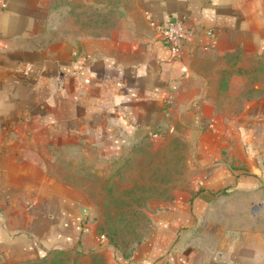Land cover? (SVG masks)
<instances>
[{
    "label": "crops",
    "instance_id": "crops-1",
    "mask_svg": "<svg viewBox=\"0 0 264 264\" xmlns=\"http://www.w3.org/2000/svg\"><path fill=\"white\" fill-rule=\"evenodd\" d=\"M87 1L131 2L137 22L75 36L53 0L0 9V241L33 257L84 241L65 164L180 135L187 185L108 262L264 264V0ZM176 18L180 57L160 32Z\"/></svg>",
    "mask_w": 264,
    "mask_h": 264
},
{
    "label": "rangeland",
    "instance_id": "rangeland-1",
    "mask_svg": "<svg viewBox=\"0 0 264 264\" xmlns=\"http://www.w3.org/2000/svg\"><path fill=\"white\" fill-rule=\"evenodd\" d=\"M53 1L60 12V23L75 36L109 35L110 30L125 25V20L131 27L138 19L131 2L124 3L126 13L117 1ZM188 153L184 139L171 135L144 138L112 160L92 162L83 157L84 161L76 162L72 158L65 164L64 180L81 190L84 241L36 257L26 256L21 244L17 243V250L16 243L0 241V264H118L108 262V248L119 259L131 261L151 236L157 213L187 185Z\"/></svg>",
    "mask_w": 264,
    "mask_h": 264
},
{
    "label": "built area",
    "instance_id": "built-area-1",
    "mask_svg": "<svg viewBox=\"0 0 264 264\" xmlns=\"http://www.w3.org/2000/svg\"><path fill=\"white\" fill-rule=\"evenodd\" d=\"M7 0H0V9L6 6ZM160 32L165 43L169 46L171 52L180 57L182 55V50L184 42L189 35V32L184 29L182 23L179 19H173L167 22L161 27ZM152 138L156 137V134L151 135ZM104 240V237H101Z\"/></svg>",
    "mask_w": 264,
    "mask_h": 264
},
{
    "label": "trees",
    "instance_id": "trees-1",
    "mask_svg": "<svg viewBox=\"0 0 264 264\" xmlns=\"http://www.w3.org/2000/svg\"><path fill=\"white\" fill-rule=\"evenodd\" d=\"M81 234V233H80ZM77 244H79V243H77Z\"/></svg>",
    "mask_w": 264,
    "mask_h": 264
}]
</instances>
